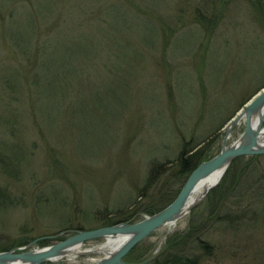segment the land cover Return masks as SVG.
<instances>
[{"label":"rangeland","instance_id":"374dc122","mask_svg":"<svg viewBox=\"0 0 264 264\" xmlns=\"http://www.w3.org/2000/svg\"><path fill=\"white\" fill-rule=\"evenodd\" d=\"M259 1L264 4L0 0V80L10 63L22 73L27 68L13 45L26 50L34 35L36 63L41 46L53 41L40 70L58 86V95L45 105V134L33 128L32 119L28 131L12 136L0 126V186L11 190L0 206V250L31 243L30 250L44 249L74 232L106 227V217L136 223L153 215L145 212L149 205H169L189 177H176L175 167L141 198L151 169H170L184 144L200 145L203 162L214 158L231 120L264 87V8L259 16L252 6ZM244 128V123L235 128L227 145ZM230 168L191 213L140 243V258L129 262L154 264L168 252L191 249L185 240L172 253L177 246L168 241L203 223ZM235 211L234 216L241 212ZM259 219L248 227L238 220L236 231L211 227L202 238L208 251L197 246L184 254L196 264H264V215ZM105 241L85 242L81 252ZM104 257L66 256L58 263L95 264Z\"/></svg>","mask_w":264,"mask_h":264},{"label":"trees","instance_id":"16d2710c","mask_svg":"<svg viewBox=\"0 0 264 264\" xmlns=\"http://www.w3.org/2000/svg\"><path fill=\"white\" fill-rule=\"evenodd\" d=\"M252 6L256 8L258 11H256V13L260 16L261 11L264 8L263 2L259 1L258 4H252ZM198 18H200V14ZM50 34L53 33L50 31ZM33 39L34 35L24 45L26 50L24 47L21 48L17 44L16 46L13 45L14 49L20 50L19 52L18 50L15 51L17 52L18 57H20V62H29L23 73L14 63L8 62L11 66L8 70H5L6 74L4 78L0 80V126L3 128L1 130L2 132L9 133L11 136L17 134V130L20 129L23 131H26L25 129H27L28 131V126L31 124L28 123L29 119L34 120L32 122L33 128L39 131V134H45V128L43 126L45 105L47 99L49 100L48 97L50 95L53 97L58 95V92L55 91L58 89V86L55 85L54 88L51 83L52 81H48L46 76L43 75L40 70V66L46 59H48L50 52L53 50L51 49L53 41L50 39L46 42L45 46H41V49H39L37 53L39 59L36 63L34 61L35 59H33L35 51L33 50V47L35 46ZM68 104L70 105L69 102ZM52 107H55L53 110H58L56 105L53 104ZM66 107L68 106L66 105ZM198 146L189 147L188 144H184L178 159L172 163L170 169H167L166 165L153 167L140 197H144L145 192L152 190L161 178L175 167L177 169L176 177L183 179L188 178L197 166L203 162L202 154L196 150ZM50 153L49 159L51 164L56 167L57 163L56 159L53 158V151ZM50 157H52V159ZM260 157L261 156L241 157L233 162L231 164L233 172H229L223 180L222 186L219 189V195L218 197L216 195V199L211 204L213 209L210 210L203 223L191 224L184 238L182 236L179 240L174 239L168 241L169 247H172L174 244L177 246L173 248L174 250L172 249V253L176 248L179 249L180 247H183V243L186 244V241L190 242L189 246L191 249L187 247V249L183 251V254L179 252L171 254L168 252L161 261H155L154 264H196V261L193 260L190 255L186 256L184 253L191 251L192 248L196 249L197 246L201 248L203 252H207L209 245L203 243L202 238L210 231L211 227L218 229H233L236 231L237 229L239 230L240 225L241 227H245L250 224H253V226L258 224L260 216L262 214L264 215V168H262L264 166L259 163V160L261 159ZM1 160H4L3 156ZM255 162L258 164L255 165ZM2 163L4 164L3 161ZM3 164H1L2 171L6 175H10L7 167L4 166L6 164ZM4 168L6 169L4 170ZM20 173L23 175V171ZM9 194H11V190H9L8 187L3 185L0 186V206L5 205L3 200H7ZM173 198H171V202L175 199ZM1 201L3 203H1ZM166 206H168V204ZM166 206H155L152 204L147 207L145 212L148 214H154L164 209ZM235 207L239 208L241 212L234 216L233 214L237 212L235 211ZM238 220L240 225L236 226L234 223L238 222ZM104 223L105 226L116 225V223L111 222L107 217L104 218ZM236 227L238 228L234 229ZM139 247L140 246H137L130 252L127 257L128 261H137V259L140 258L139 256L141 255L137 254V249ZM184 248H186V246ZM190 254L192 253L190 252Z\"/></svg>","mask_w":264,"mask_h":264},{"label":"water","instance_id":"95a60500","mask_svg":"<svg viewBox=\"0 0 264 264\" xmlns=\"http://www.w3.org/2000/svg\"><path fill=\"white\" fill-rule=\"evenodd\" d=\"M242 123L245 124L243 133L238 140L227 145L232 131ZM263 137L264 88L245 105V108L240 114L231 120L219 154L197 166L190 174L177 197L164 209L136 223L122 222L95 230L77 231L60 243L44 249L30 250V247L34 244L31 243L26 247H17L10 251H1L0 264H55L58 260L63 259L69 251L81 247L85 242L101 239L107 240L112 237H122L124 238V242L113 252L106 254L103 252L105 257L95 264H147L151 259L141 263H133L126 261V257L151 234L166 226L176 224L180 219L191 213L196 205L220 183L228 168L235 160L241 157L264 155V143L261 142ZM214 174L220 175L218 182L205 191L197 201L190 204V198L197 186L203 180ZM64 234H68V232L62 233L59 236ZM97 253L102 252L100 250H90L84 253H78L77 256H87Z\"/></svg>","mask_w":264,"mask_h":264},{"label":"bare ground","instance_id":"6f19581e","mask_svg":"<svg viewBox=\"0 0 264 264\" xmlns=\"http://www.w3.org/2000/svg\"><path fill=\"white\" fill-rule=\"evenodd\" d=\"M230 139H228L229 141ZM227 141V143H228ZM262 143H264L263 141V138H262ZM220 178V175L219 174H214L210 177H208L207 179L203 180L196 188L195 192L192 194L191 198H190V201L189 203H194L195 201H197L200 196L205 192L207 191L209 188L213 187L219 180ZM175 225V224H174ZM124 242V238L122 237H119V238H115V237H112V238H108L104 244L102 246H100L97 250L100 252H104L105 254L106 253H110V252H113L116 248H118L120 245H122V243ZM82 248L81 247H77V248H74L72 249L71 251L68 252V254L66 256H73V257H78L77 254L78 253H82ZM90 251V250H88ZM91 251H96V250H91ZM65 256V257H66ZM71 260V259H70ZM60 260L57 261V263L59 262ZM73 261V259L71 260ZM56 264V263H55Z\"/></svg>","mask_w":264,"mask_h":264},{"label":"flooded vegetation","instance_id":"af4514ba","mask_svg":"<svg viewBox=\"0 0 264 264\" xmlns=\"http://www.w3.org/2000/svg\"><path fill=\"white\" fill-rule=\"evenodd\" d=\"M129 255V254H128ZM148 264V263H147Z\"/></svg>","mask_w":264,"mask_h":264}]
</instances>
